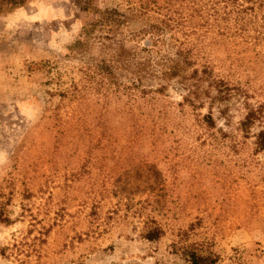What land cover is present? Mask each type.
I'll return each instance as SVG.
<instances>
[{
	"label": "rangeland",
	"instance_id": "obj_1",
	"mask_svg": "<svg viewBox=\"0 0 264 264\" xmlns=\"http://www.w3.org/2000/svg\"><path fill=\"white\" fill-rule=\"evenodd\" d=\"M261 141L264 0L0 9V264H264Z\"/></svg>",
	"mask_w": 264,
	"mask_h": 264
},
{
	"label": "trees",
	"instance_id": "obj_2",
	"mask_svg": "<svg viewBox=\"0 0 264 264\" xmlns=\"http://www.w3.org/2000/svg\"><path fill=\"white\" fill-rule=\"evenodd\" d=\"M19 0H0V9L3 5H16ZM115 12V11H113ZM248 116L246 117L245 121H243V125L247 123ZM259 146L264 149V141H261L259 143ZM0 221H7L6 217H3V215L0 213ZM156 234L153 235L152 233H148L147 238H155ZM185 255L188 258V261L190 264H213L215 262V258H213L212 255H201L195 250H185Z\"/></svg>",
	"mask_w": 264,
	"mask_h": 264
}]
</instances>
